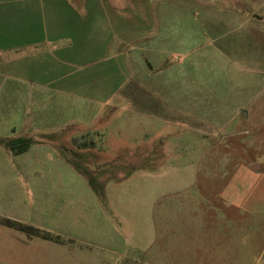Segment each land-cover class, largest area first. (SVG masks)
Wrapping results in <instances>:
<instances>
[{
    "label": "rangeland",
    "instance_id": "374dc122",
    "mask_svg": "<svg viewBox=\"0 0 264 264\" xmlns=\"http://www.w3.org/2000/svg\"><path fill=\"white\" fill-rule=\"evenodd\" d=\"M181 1L196 0L154 2L163 19L141 52L162 48L161 76L127 41L51 72L38 59L33 76L29 61L0 58V138L32 141L20 155L0 146V216L65 243L0 225V264H26L33 246L36 264H264V6L212 29L199 8L177 12ZM128 2L106 0L124 14ZM111 197L130 215H101Z\"/></svg>",
    "mask_w": 264,
    "mask_h": 264
},
{
    "label": "crops",
    "instance_id": "0c3cea01",
    "mask_svg": "<svg viewBox=\"0 0 264 264\" xmlns=\"http://www.w3.org/2000/svg\"><path fill=\"white\" fill-rule=\"evenodd\" d=\"M137 2L140 3L138 8ZM154 2H158V0H129L127 4L129 5V12L128 14H124L125 7L122 9L120 6L113 7L112 4L106 3V0H0V58L15 55L19 62L22 59L29 61L25 65L22 63L21 65L27 66V68L22 67L25 69V74L33 76L40 72L35 63L38 59L47 60L48 70L51 72L56 68H60V66L61 69L65 68L72 60L87 57L86 54L89 50L103 55L106 47L108 48L110 44L113 45L112 41L116 42L114 46L117 47H120L122 41H127L130 42L133 52H136L135 58L138 63L140 62L141 69L145 68L148 73L153 70L160 76L164 75L168 72V68H163L162 66L165 59V53L163 54L161 51L162 48L153 52L151 51L149 56L142 53L153 42V37L149 36L151 27L153 30L155 23L159 26L160 16L163 19L162 14H164V10L161 9L159 12L157 9L155 11L153 7ZM197 2L198 0L195 3L187 5V8L185 7V1H181V3L177 2L175 10L180 12L181 15L191 13L190 10L196 8H199L200 11H205L209 16H213V19H216V22L208 21V26L206 24L207 27L212 29H215L212 26H216V24H223L221 22L247 21L239 11L245 10L241 8L248 6L249 2L254 5L264 6V0H220L219 5L211 3L214 6L208 8L206 6L208 3L204 2L201 5H197ZM105 4H108V6ZM116 4L120 3L116 2ZM229 7L240 8L237 9L238 13L231 15L232 9H229ZM214 13L218 15H213ZM122 22H124V25H122ZM226 25L228 26V24ZM158 26H155V28H159ZM122 27L124 28L123 32L121 31ZM88 29H95L97 31L96 37L91 38L96 43V47L92 49L89 48L90 38ZM164 30L165 27L161 28V31ZM106 31H108V35H106ZM57 53L62 57L64 56V58H58ZM220 53L225 54L226 50L220 47ZM235 54H237V58H247L248 56V53H243L241 45L240 50L236 51ZM139 82L145 83V86L147 83H149L147 84L148 86H152L151 82L146 81V78L142 81L139 80ZM140 88H142L141 85L131 86L130 90L139 91ZM93 142L88 141L80 147L83 149L90 147L93 150ZM70 151L72 156H79L77 152ZM113 187L115 188L116 186L113 185ZM165 196L161 195L148 204L149 211L146 212V215L151 219H153L155 205L164 199ZM125 213L127 212H122L118 207L117 201L111 197L109 209L103 207L101 215H130L129 213ZM0 218L4 217L0 216ZM1 226L9 229L3 225ZM29 226L34 227L32 225ZM127 229H130V226ZM156 229V225L152 222L150 230L154 236L153 243H156L157 239ZM47 233L53 237H57L58 240L40 239L65 248V243L59 236L50 232ZM32 238L39 237L27 236V239L30 241ZM34 248L33 246L31 254H27L26 264H36L35 259L37 256L32 255Z\"/></svg>",
    "mask_w": 264,
    "mask_h": 264
},
{
    "label": "trees",
    "instance_id": "16d2710c",
    "mask_svg": "<svg viewBox=\"0 0 264 264\" xmlns=\"http://www.w3.org/2000/svg\"><path fill=\"white\" fill-rule=\"evenodd\" d=\"M32 144V141L28 138L19 137V138H9V139H1L0 138V146H3L6 150L11 152L14 155H20L24 152H26ZM0 224L17 230L19 232L24 233L25 235L29 237H39L42 239H54L58 240L57 237L51 236L49 233L41 231L37 228L31 227L29 225L6 219V218H0Z\"/></svg>",
    "mask_w": 264,
    "mask_h": 264
},
{
    "label": "water",
    "instance_id": "95a60500",
    "mask_svg": "<svg viewBox=\"0 0 264 264\" xmlns=\"http://www.w3.org/2000/svg\"><path fill=\"white\" fill-rule=\"evenodd\" d=\"M255 167H256V166H255V165H253V166L251 167V169H253V170H254V169H255Z\"/></svg>",
    "mask_w": 264,
    "mask_h": 264
}]
</instances>
